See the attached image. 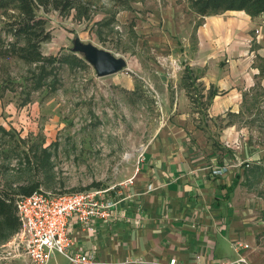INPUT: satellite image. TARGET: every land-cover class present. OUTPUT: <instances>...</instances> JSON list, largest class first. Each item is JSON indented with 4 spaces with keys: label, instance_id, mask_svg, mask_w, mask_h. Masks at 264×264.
<instances>
[{
    "label": "crops",
    "instance_id": "1",
    "mask_svg": "<svg viewBox=\"0 0 264 264\" xmlns=\"http://www.w3.org/2000/svg\"><path fill=\"white\" fill-rule=\"evenodd\" d=\"M148 14L183 62L180 83L131 179L106 192L117 203L111 218L74 223L73 250L97 264H220L236 260L240 241L246 264H264V14L231 10L197 24L186 0ZM48 264L70 263L54 253Z\"/></svg>",
    "mask_w": 264,
    "mask_h": 264
},
{
    "label": "rangeland",
    "instance_id": "2",
    "mask_svg": "<svg viewBox=\"0 0 264 264\" xmlns=\"http://www.w3.org/2000/svg\"><path fill=\"white\" fill-rule=\"evenodd\" d=\"M83 2L86 17L75 10L45 15L51 39L41 45L43 56L69 54L79 38L123 57L127 69L96 77L74 52L82 64L0 59V200L18 226L11 234L8 224L2 226L7 238L0 246L19 230L18 195L37 188L75 192L128 182L165 115L163 98L180 83L183 62L170 49L162 24L156 30L148 19L153 8L169 0ZM199 107L194 111L202 116Z\"/></svg>",
    "mask_w": 264,
    "mask_h": 264
},
{
    "label": "built area",
    "instance_id": "3",
    "mask_svg": "<svg viewBox=\"0 0 264 264\" xmlns=\"http://www.w3.org/2000/svg\"><path fill=\"white\" fill-rule=\"evenodd\" d=\"M142 155L143 151H140L137 164ZM226 170L225 165L215 166L211 168V173L221 175ZM148 188L151 189V185ZM109 189L53 192L37 188L18 195L15 205L20 227L12 240L0 246V261L9 264L14 258H23L25 264H48L53 254L58 253L70 264H97L92 255L73 250L70 229L74 223L91 229L94 220L105 221L111 218L117 203L106 195ZM247 247V244L236 241L233 245L238 255L236 260L222 261L220 264H246L247 258L240 255V251ZM137 262L177 264L175 258H170L167 263L146 260Z\"/></svg>",
    "mask_w": 264,
    "mask_h": 264
},
{
    "label": "trees",
    "instance_id": "4",
    "mask_svg": "<svg viewBox=\"0 0 264 264\" xmlns=\"http://www.w3.org/2000/svg\"><path fill=\"white\" fill-rule=\"evenodd\" d=\"M186 1L189 9L199 16L197 24L205 16L231 10L244 11L250 17L264 14V0ZM71 10L86 17L87 4L83 0H0V59L14 58L30 64H46L49 61H57L59 64H82L84 60L76 57L73 52L60 54L57 58H45L40 49L44 42L51 39L45 15L50 11L63 15ZM0 220V232L6 224L9 225L10 234L17 230L16 219L2 200ZM1 236L3 238L0 239L7 238H4L6 234ZM261 236L264 238V232Z\"/></svg>",
    "mask_w": 264,
    "mask_h": 264
},
{
    "label": "water",
    "instance_id": "5",
    "mask_svg": "<svg viewBox=\"0 0 264 264\" xmlns=\"http://www.w3.org/2000/svg\"><path fill=\"white\" fill-rule=\"evenodd\" d=\"M74 53L82 54L84 60L92 66L96 77H105L120 72L126 67V61L110 51L91 43H84L79 38L73 40L71 49Z\"/></svg>",
    "mask_w": 264,
    "mask_h": 264
}]
</instances>
